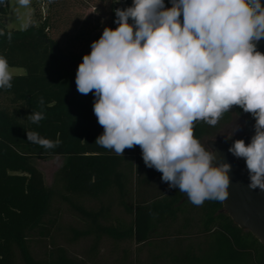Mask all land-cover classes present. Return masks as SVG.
<instances>
[{
	"label": "trees",
	"instance_id": "obj_1",
	"mask_svg": "<svg viewBox=\"0 0 264 264\" xmlns=\"http://www.w3.org/2000/svg\"><path fill=\"white\" fill-rule=\"evenodd\" d=\"M44 1L47 14L33 4L32 23L22 31L5 27L7 0L0 2V56L9 68L26 70L13 77L11 89H0V264H86L57 243L64 209L83 225L69 229L68 241L92 239V255L109 239L153 249L149 264H264V246L232 221L222 202L193 205L145 166L139 145L118 156L95 144L104 129L94 94L73 93L76 74L69 67L84 55H65L51 37L59 19L53 0ZM39 111L45 118L32 123L28 116ZM247 114L225 113L214 127L197 121L194 136L204 146L218 141L235 116ZM30 131L60 144L45 150L27 140ZM55 157L66 162L47 189L33 162Z\"/></svg>",
	"mask_w": 264,
	"mask_h": 264
},
{
	"label": "clouds",
	"instance_id": "obj_2",
	"mask_svg": "<svg viewBox=\"0 0 264 264\" xmlns=\"http://www.w3.org/2000/svg\"><path fill=\"white\" fill-rule=\"evenodd\" d=\"M170 2L166 8L164 0H133L117 8L118 26L105 27L83 56L75 82L80 94L95 97L104 129L95 144L118 156L139 145L145 166L193 205L224 202L232 166L202 145L193 128L197 121L216 126L237 105L255 118V134L247 145L235 140L228 152L245 159L248 188L264 191V54L254 43L264 39V6L260 0ZM12 80L0 56V89H11ZM44 118L43 111L28 116L35 124ZM26 135L45 150L60 144Z\"/></svg>",
	"mask_w": 264,
	"mask_h": 264
},
{
	"label": "rangeland",
	"instance_id": "obj_3",
	"mask_svg": "<svg viewBox=\"0 0 264 264\" xmlns=\"http://www.w3.org/2000/svg\"><path fill=\"white\" fill-rule=\"evenodd\" d=\"M33 4L42 6L43 13H47L49 5L43 0H30L28 6H23L19 0H7L8 15L5 19V27L8 30H26L32 23ZM53 12L57 14L59 21L51 30V37L59 43L60 49L65 55H86L91 52V39L105 27H109L110 2L107 0H53ZM13 77L26 75L22 68H9ZM246 117L233 118L231 125L225 127L219 140L231 137L243 136L245 132ZM214 141V142H218ZM209 141L205 143L208 147ZM64 157H55L45 161H34V166L44 177L47 189L53 185L56 173L65 165ZM92 205V204H91ZM94 206V205H92ZM62 232L56 236L57 243L65 248L71 258L85 261L86 264H149L152 253L150 248H140L131 242L115 243L109 239L101 241L98 253L92 255L90 249L92 239L80 240L76 243L68 241L69 229H83V225L67 209L62 216ZM40 250L37 249V253ZM125 257L127 259H125Z\"/></svg>",
	"mask_w": 264,
	"mask_h": 264
},
{
	"label": "water",
	"instance_id": "obj_4",
	"mask_svg": "<svg viewBox=\"0 0 264 264\" xmlns=\"http://www.w3.org/2000/svg\"><path fill=\"white\" fill-rule=\"evenodd\" d=\"M260 2L264 6V0H260ZM254 43H256V50L264 54V39ZM59 57L64 59L63 55H59ZM81 62L82 60L79 63L70 62L69 67L75 74ZM76 88L75 83L73 93ZM239 108V106L233 105L227 113L235 115ZM255 122L253 115L248 113L245 135L231 137L224 141L209 142L208 147L216 150L218 158L232 166L229 173L231 179L229 196L222 202L224 211L240 229L251 233L264 246V191L248 188L247 185L250 181L245 159L236 158L228 152V148L237 139H243L246 145L251 143V138L255 134Z\"/></svg>",
	"mask_w": 264,
	"mask_h": 264
},
{
	"label": "built area",
	"instance_id": "obj_5",
	"mask_svg": "<svg viewBox=\"0 0 264 264\" xmlns=\"http://www.w3.org/2000/svg\"><path fill=\"white\" fill-rule=\"evenodd\" d=\"M44 1V0H43ZM133 0H112L111 1V6H110V12H109V28L115 29L118 25L114 22L116 20V16H115V10L117 8H127L132 6ZM164 4L166 8H171L172 4L170 2V0H164ZM3 8H6V4L3 5ZM41 9V13L43 16H45L47 13H43V7H40ZM180 20L182 22V14L180 17Z\"/></svg>",
	"mask_w": 264,
	"mask_h": 264
},
{
	"label": "flooded vegetation",
	"instance_id": "obj_6",
	"mask_svg": "<svg viewBox=\"0 0 264 264\" xmlns=\"http://www.w3.org/2000/svg\"><path fill=\"white\" fill-rule=\"evenodd\" d=\"M243 135H245V132H244V134Z\"/></svg>",
	"mask_w": 264,
	"mask_h": 264
}]
</instances>
